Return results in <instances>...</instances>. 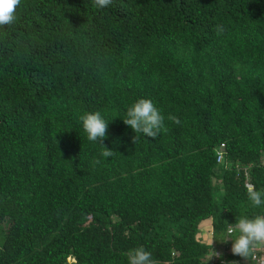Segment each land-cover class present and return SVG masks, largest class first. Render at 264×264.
<instances>
[{
  "label": "trees",
  "instance_id": "16d2710c",
  "mask_svg": "<svg viewBox=\"0 0 264 264\" xmlns=\"http://www.w3.org/2000/svg\"><path fill=\"white\" fill-rule=\"evenodd\" d=\"M139 98L155 137L123 123ZM246 183L264 193V0H20L0 25V264L245 260L224 239L264 214Z\"/></svg>",
  "mask_w": 264,
  "mask_h": 264
},
{
  "label": "clouds",
  "instance_id": "9594fccd",
  "mask_svg": "<svg viewBox=\"0 0 264 264\" xmlns=\"http://www.w3.org/2000/svg\"><path fill=\"white\" fill-rule=\"evenodd\" d=\"M19 2L20 0H0V25H7L14 21L15 10ZM109 3L110 0H96L99 8H104ZM79 120L82 131L89 142L97 144V141L104 140L108 122L111 119H105L101 112L93 111L84 112ZM122 120L134 133L147 137H155L164 127V116L152 100L147 98L135 100L126 109ZM102 148L104 150L100 155L103 158L112 155V151L103 146ZM248 200L257 208L264 207V193L251 186L248 189ZM232 224L230 223L226 229L229 238L224 240H231V252L234 255L247 258L254 248L264 245V214L240 216L234 227ZM127 261L128 264H152L151 253L143 247H137L129 251Z\"/></svg>",
  "mask_w": 264,
  "mask_h": 264
},
{
  "label": "built area",
  "instance_id": "2783aa9c",
  "mask_svg": "<svg viewBox=\"0 0 264 264\" xmlns=\"http://www.w3.org/2000/svg\"><path fill=\"white\" fill-rule=\"evenodd\" d=\"M224 162V144L221 143L216 151V163L221 165ZM245 186L249 189L251 184L246 183ZM252 187V186H251ZM218 259V260H217ZM230 264L224 258H216L211 260V264ZM232 264H264V253L261 251V245L254 248L249 258L239 260Z\"/></svg>",
  "mask_w": 264,
  "mask_h": 264
},
{
  "label": "rangeland",
  "instance_id": "374dc122",
  "mask_svg": "<svg viewBox=\"0 0 264 264\" xmlns=\"http://www.w3.org/2000/svg\"><path fill=\"white\" fill-rule=\"evenodd\" d=\"M207 224H208V222H204L201 225L199 232H200V234H202V236L204 237L203 239H205V241L207 243H211L212 242V233H211L210 227ZM219 254H221L220 246L215 251V256L213 258H210L209 255L206 257V259H205L206 263L209 264L211 262V260H214L217 257H220Z\"/></svg>",
  "mask_w": 264,
  "mask_h": 264
},
{
  "label": "crops",
  "instance_id": "0c3cea01",
  "mask_svg": "<svg viewBox=\"0 0 264 264\" xmlns=\"http://www.w3.org/2000/svg\"><path fill=\"white\" fill-rule=\"evenodd\" d=\"M264 253V252H263ZM223 253L219 254L220 256L222 255ZM218 258V257H217Z\"/></svg>",
  "mask_w": 264,
  "mask_h": 264
}]
</instances>
